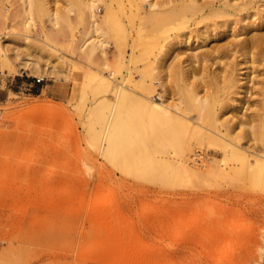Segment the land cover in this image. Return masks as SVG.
I'll return each instance as SVG.
<instances>
[{
	"label": "rangeland",
	"instance_id": "obj_1",
	"mask_svg": "<svg viewBox=\"0 0 264 264\" xmlns=\"http://www.w3.org/2000/svg\"><path fill=\"white\" fill-rule=\"evenodd\" d=\"M42 1L49 12L71 7L68 21L50 23L35 12L27 20L23 0H0V264H264V189L248 163L233 158L222 167V156L189 161L166 154L163 164L151 141L148 159L136 142L116 149L105 141L114 98L98 78L136 93L145 78L160 93L177 86L176 64L185 67L187 54L214 43L162 40L187 33L171 21L138 37L141 13L148 12L143 0L95 1L96 21L108 14L107 23L113 20L103 25L104 37H91L88 15L77 21L78 0ZM107 1L113 14L104 13ZM237 31L219 44L232 49L243 38L232 36ZM235 54L229 60L242 58ZM130 108L134 128L127 134L136 136L134 118L143 110Z\"/></svg>",
	"mask_w": 264,
	"mask_h": 264
},
{
	"label": "bare ground",
	"instance_id": "obj_2",
	"mask_svg": "<svg viewBox=\"0 0 264 264\" xmlns=\"http://www.w3.org/2000/svg\"><path fill=\"white\" fill-rule=\"evenodd\" d=\"M20 1L22 2V0ZM95 1L103 3L106 0H78L76 16L77 21L82 23L83 20H85L84 17L88 15L87 17L91 19V21L89 20L91 22V30L89 32L91 37L97 35L101 37L105 32L104 30L101 34L102 29L111 27L113 23V20L107 23L109 22V17H111L108 13L113 14V4L108 1L106 4L104 3V8H106L104 9L106 10L104 13H106V15L108 14V16L105 15V20L99 23L100 21L97 22L95 19L97 15L94 16L93 14V7L96 4ZM143 1L146 2L148 12H144V14L140 12V23L137 28L135 27L138 37L152 36L154 32L157 33L156 31L159 28L161 30L162 24L163 27L167 25L165 24L164 26L165 21H171L170 23L175 24L174 30L187 29V33L184 32L181 34L177 32V34L175 33L173 36L166 34L167 36L165 35L162 40L171 41V44H173V41L174 43H181L182 41L179 40V38L185 37V42H187V40H191L194 43L197 42V44L199 42V46L203 45L204 48L207 47V43L214 44H210L211 47L209 46V48H206V50L204 49L200 53L191 51L187 54L188 56L185 54V56H187L186 60H182L187 62V65H185V67L184 65L179 67L180 63H178L179 65L176 64V67L178 65L179 68H173V76L178 81L177 86L171 89H162L160 93H154L157 90L150 79H148L150 81L147 82L145 78H142L140 80L141 91L136 93L131 89H123L122 86H114L108 79H97V76L96 78L94 77L103 87L110 88L114 98V100H111L113 104L111 105L110 113L107 118V130L104 134L107 145L116 147L117 149V145H121L122 142H136L141 150L140 153L142 152L141 155H144L145 158L148 159L150 153L149 149L151 148L149 147V142L151 141L154 145L151 152H153L155 158H163L162 160L160 159L162 162L165 159L163 156L166 154L174 155V157L178 156L179 159L185 158V160H191L192 157L210 154L222 156L221 166L226 167L225 161L230 159V163L234 158V164L243 165L242 162H245L250 165L248 166L250 169L252 168L250 177H252L255 186L258 189H264V33L261 31L262 28H264L262 27L264 26V10H261V6H264V0ZM23 3L25 4L27 20H32L31 12H35L40 15L39 18L48 16L50 18V23L53 22L57 24L61 21L66 23L70 14L69 12H71V7L65 5L64 7H68L63 9L64 13L61 10L62 13L59 14L57 8L54 9L56 12H51L50 10V13L47 8L48 6H45L42 0L37 3L39 7L35 5L34 0H23L22 4ZM69 4L71 5L72 3ZM97 7L95 6L94 8L96 9ZM84 10L88 11L87 14ZM166 14L168 18L164 17ZM150 17L152 18L150 19ZM246 20H248V22L245 23L244 21ZM103 25H105V27ZM148 26H150L151 29H149ZM235 29L238 30V34H233L232 36L237 37L241 35L243 38L236 44L230 43V46L233 47L232 49L220 45L218 42L219 38L223 34L232 32ZM160 30H158V32ZM111 31L109 32L111 33ZM91 37L89 36V39ZM86 40L88 39L84 41ZM89 44L96 45V42ZM175 45L176 43L174 46ZM90 47L94 48V46ZM198 48H201V46ZM251 48H258V50L257 52H252ZM190 50H192V48H190ZM160 53L162 55L163 51L161 50ZM235 53H238V56H242V58L238 61L229 60L230 57L236 56ZM173 57L175 58L176 56ZM158 59L160 58L158 57L156 60ZM213 64L217 65L214 69L212 68ZM258 67H260V69H258ZM138 71H135V73ZM255 73L261 76V78L255 80V76H252ZM139 76H141V74ZM166 79H168V77ZM162 83L161 86L164 87ZM249 83H251V85H249ZM155 99H158V102ZM131 105H137L143 110V114L139 113L138 117L134 118L139 125L138 128H140L136 136L135 133L129 134L130 130L127 134L129 126H133V123L130 121L131 117L129 116ZM228 109L230 110V115L226 116L229 112ZM243 109L245 111H243ZM101 119L103 118L100 117V120ZM180 129H182V132ZM178 131L182 133L181 137L177 136ZM133 136L135 139H133ZM180 139H183V145H181ZM124 144L125 143L122 144V147H124ZM118 150H120V147H118ZM165 162L168 163L167 161ZM165 162H163V164ZM184 165L190 169L187 162ZM167 166L169 167L168 164ZM258 196L259 195L255 194L257 199H259ZM261 201L262 199L259 200L258 203L260 204Z\"/></svg>",
	"mask_w": 264,
	"mask_h": 264
},
{
	"label": "built area",
	"instance_id": "obj_3",
	"mask_svg": "<svg viewBox=\"0 0 264 264\" xmlns=\"http://www.w3.org/2000/svg\"><path fill=\"white\" fill-rule=\"evenodd\" d=\"M42 81H43L42 78H37V79H35V83H36V84H39V83H41Z\"/></svg>",
	"mask_w": 264,
	"mask_h": 264
}]
</instances>
